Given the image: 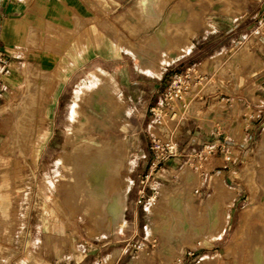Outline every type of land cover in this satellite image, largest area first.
I'll use <instances>...</instances> for the list:
<instances>
[{"label": "rangeland", "instance_id": "374dc122", "mask_svg": "<svg viewBox=\"0 0 264 264\" xmlns=\"http://www.w3.org/2000/svg\"><path fill=\"white\" fill-rule=\"evenodd\" d=\"M143 2L124 1L134 22L138 14L146 26H151L155 19L147 20L150 12L159 16L163 9H168L166 12L172 13L169 21L163 16L158 24L166 27L157 25L149 33L160 29L157 34L161 32L166 36L171 30L182 34L189 28L195 35L191 38V52L171 62L162 63L160 60L165 58L161 52L145 47L144 64L151 69H142L151 73L137 68L138 61L136 70L145 75V83H138L140 90L130 88L128 94H122L115 82L117 92L122 94L119 107L108 108L104 101L97 100L88 104L91 97L87 96L81 123L73 126L69 108L74 92L91 78L79 83L72 92L66 89L55 111L44 109L45 96L30 85L14 90L12 97L0 105V264H57L58 257L71 264L80 256H83L82 264L102 260V264H107L106 255L127 239L138 238L146 223L156 227L158 232L150 229L148 237L155 234L156 243L147 248L142 264L152 259H156L157 264H171L178 253L188 248L194 254L186 256L183 264H264V257L259 260L257 256L258 248L264 252V1L147 0L146 11ZM144 12L146 16L142 15ZM149 33L144 34L143 42L149 43L156 37L147 36ZM238 40H241L239 45ZM239 53L245 62L240 61ZM250 54L255 56L254 60H250ZM210 56L213 62L221 58L227 61L224 70L238 60L244 66L251 63L252 72L258 74L257 79L241 75L237 81L245 90L240 97L242 104L234 110L237 118L229 116L223 120V125L220 120L230 111L223 112L209 95L202 109L198 108V113L207 109V120L212 119V115L215 117L210 120L212 127L207 131L184 117L176 122L164 121V125L156 126L155 132L177 142L178 153L173 157L180 163L164 174L167 159L161 168L149 171L150 106L167 86L172 73L195 63L200 69L198 62ZM202 65H206V60ZM224 70L219 73L224 74ZM235 70L234 67L237 73ZM99 77L111 84L107 75ZM217 82L214 74L209 76L212 89ZM154 83L158 91L151 93ZM228 83L232 87V81ZM100 99L106 100L105 97ZM27 137L32 138L31 142L25 141ZM210 143L218 146L206 159L193 157ZM110 144L120 145L124 150L117 175L119 188L125 192L130 185L123 216V227L127 230L124 229L123 234L113 230L115 222L108 214L115 195L112 194L105 205V201L88 188L92 187L88 183L91 180L101 190L106 172L94 173L98 167L95 158H85L77 165L76 154H73L81 148L80 151L96 148L108 155ZM66 150L71 153L68 157ZM143 153L145 157L140 158ZM60 155L64 160L66 157L64 162ZM186 167L203 185L183 186L179 174ZM216 178L222 179L223 185L226 183L232 189L225 186L229 192L235 194L234 199L227 195L229 200L220 210L208 206ZM176 191L182 194V200L172 197ZM162 194L171 197L167 204ZM214 197L217 205L219 201ZM173 204H181V210H176ZM156 210L158 213L154 214ZM143 217L146 221L141 222ZM244 225L245 231L236 239ZM218 226L221 227L219 238H203L204 234L215 232ZM126 259L127 255L116 264ZM108 262L115 264V258Z\"/></svg>", "mask_w": 264, "mask_h": 264}, {"label": "crops", "instance_id": "0c3cea01", "mask_svg": "<svg viewBox=\"0 0 264 264\" xmlns=\"http://www.w3.org/2000/svg\"><path fill=\"white\" fill-rule=\"evenodd\" d=\"M124 1L0 0V105H3L12 97L14 90H18L23 85H30V87H35L36 90L40 91V94L45 96L44 109L55 111L66 89H70L72 92L79 83L91 78L88 84H82L75 90L72 102L77 98L78 91L85 90L87 95L91 97L88 104L97 100L99 102L104 101L103 103L108 108H117L122 102V94H128L130 88L140 90L138 83H145V75L136 70V63L139 61L137 68L143 72L151 73V71L142 69H151V67H148L149 65L144 64L146 63L143 55L145 47L148 46L161 52L165 58L164 61L160 60L162 63L171 62L174 58L191 52V38L195 35V32L190 31L189 28L184 30L182 34L171 30L168 32L169 34L166 33V36H164L160 32V37L157 34L160 29L149 33L157 27L163 16H167L166 19L168 16H172L170 11L169 13L166 12L168 9H163L159 16L155 12H150L147 20L155 19L154 22L156 23L153 22L151 26H146L138 14L134 17L135 22L130 19ZM163 6L162 4L161 8ZM142 7L146 11L147 0H144ZM142 15L146 16L145 12ZM158 27L166 26L158 25ZM147 32L149 33L147 36H156L151 38L149 43L143 42L144 34ZM168 39H172L176 44L174 42V44L169 43ZM178 40H181V43ZM187 49L189 51L185 53ZM163 51L166 53H163ZM254 59L255 56L251 55L250 60ZM205 60L206 65L203 67L202 64ZM205 60L198 62L200 66L198 70L208 76L214 74L218 82L213 89L211 88L212 84L208 83L201 90L206 97L204 100L197 99L194 105L191 104L190 114L192 116H190V120L199 123L200 127L205 128L204 131H207L212 127L210 120L215 117L212 115L213 118L207 120L205 114L207 109L205 108L203 113H198V108L201 107L202 109L207 96L210 95L211 100L215 99L216 103L223 108V112L230 111L227 116H223L220 120L225 125L223 121L225 118H229V116L237 118L234 110L242 104L240 97L245 90L237 83L239 77L243 75L254 80L257 79L258 74L252 72L251 63L245 66L241 64V62H245L241 56L240 63H238V60L233 61L232 66L227 65L229 68L226 70H224V66L227 61L222 60V58L213 62V56H210ZM147 63L151 64L152 62ZM213 64L218 65L214 67ZM234 67L237 73L233 71ZM247 68L248 70H246ZM222 69L225 71L224 74L219 73ZM99 75H107L111 84L102 81ZM229 80L232 81V87L228 83ZM115 82L122 94L117 92ZM151 83L153 84V82ZM154 84L150 88L151 93L157 89V84ZM222 95H228L231 104L218 99V96ZM101 97H105L106 100H101ZM31 140L32 138L29 137L25 139L27 142H31ZM143 157H145V153L140 156V158ZM179 161L176 157L169 158L165 168H163V173L165 174L166 170L176 169L180 163ZM220 180L222 179L216 178L213 180L212 193L209 195L211 199L208 204L209 209L217 208L220 210L225 205L224 199L223 205L220 202L216 205L215 200L212 199L213 194H215V183H218L217 186L219 187ZM129 188L130 185H128V192ZM222 195L224 197V193ZM144 221L146 220L143 217L141 222ZM124 229L127 230L123 227L122 234ZM105 236L107 235H102V237ZM117 251L118 249H114L112 253L106 255L107 264L113 263L108 261L114 257ZM64 255L62 253V256ZM59 260L63 262L62 264L69 263L58 257L57 264H60ZM74 261L71 264H82L83 256ZM156 261V259H152L147 264H157Z\"/></svg>", "mask_w": 264, "mask_h": 264}, {"label": "built area", "instance_id": "2783aa9c", "mask_svg": "<svg viewBox=\"0 0 264 264\" xmlns=\"http://www.w3.org/2000/svg\"><path fill=\"white\" fill-rule=\"evenodd\" d=\"M243 39H245V37H243ZM237 44H241V40H238ZM208 80L209 76L201 73L197 69L196 64L187 66L184 70L171 74L167 86L161 90L156 102L150 106L151 119L147 123V131L151 136L150 147L152 149V155L148 166L149 171L161 168L165 160L178 153L177 142L174 139L160 137L155 132L156 126L164 125V121L176 122L181 119V117L190 119L188 115L190 113L191 104L193 103L194 105L197 99H205V93L201 92V90L208 84ZM221 100H224L227 104H231L228 95H222ZM217 146V143H210L208 148L204 147L199 152H196L193 157L197 156L198 159H206L207 155L214 152ZM226 158L228 159L229 156H226ZM145 176H148V173H146ZM140 196H142V194ZM138 200L140 201L141 199L139 198ZM150 200L151 198L149 201ZM150 229V225L147 223L144 224L138 238L127 239L123 245L119 246L118 252L114 257L115 264L125 255H127V259L122 264H140L144 253L148 251L147 248L153 247L156 243L155 234L151 236V238L148 237L152 232ZM193 254L194 251L188 248L178 253L173 258L171 264H183L185 257ZM202 258L203 257H201V259ZM102 263L103 260L101 262L95 261L93 264Z\"/></svg>", "mask_w": 264, "mask_h": 264}, {"label": "bare ground", "instance_id": "6f19581e", "mask_svg": "<svg viewBox=\"0 0 264 264\" xmlns=\"http://www.w3.org/2000/svg\"><path fill=\"white\" fill-rule=\"evenodd\" d=\"M154 23H156V22H154ZM188 51L189 50L187 49L185 51V53H187ZM78 92H77V95H78L77 98L75 97L76 99L74 100V102H72V105H71L73 126H75V123H77V124L81 123V118H82L83 111H84L82 105L84 103H86L87 96H88L87 95V91H85V90H81V92H79V93ZM108 102H110V101H108ZM72 132H73V129L71 130L70 133H72ZM109 146L110 147H108V155H106L107 152H105L104 155H103V151H101L100 149H96V148H89L87 151H80L82 149L81 148L79 151L77 150L78 152L76 151L73 154H76V159H77V163H78L77 165H79L81 162H83V160L85 158H87V159L95 158L96 160H98L97 161L98 162V167H96V169L94 170V173L96 172L97 175H98L102 171H105L106 172L105 181L102 184L101 190L99 189V187L97 186V184L96 183H93L91 180L88 183H90L89 185H91L92 187L88 186V188H90L89 190L97 198H100V199L104 200L105 201V203H104L105 205L112 198V194L115 195V198H112L114 200V204L110 208V211H108V214H109L110 218L115 222L114 228L112 227L113 230H115V231L120 230L121 231V228H122L123 223L125 221V218L123 216H124V211L127 208L126 200H127V192H128V190H125V192H124V190L122 191L119 188V184H118V181H117V175H118V171H119L118 168H119V166H121V164L123 162V157H124L123 156V152H124V150H123L122 146H120V145L111 146V144H110ZM70 154H69L68 150H66L65 156L68 157V155H70ZM60 157H61V159H60L61 162H64L66 160V157H65V160H64V157L62 158L61 155H60ZM60 160H59V162H60ZM74 160H75V155H74ZM81 170H82V168H81ZM90 173H91V171H90ZM88 174H86V175H88ZM179 176H180L181 181L183 182V186L184 185L185 186H188V185H190V186L196 185L197 186L198 185V187H199L202 184V182L197 181L196 175L193 174V172L189 169V167H186L183 171H181V173L179 174ZM86 178H87V176H86ZM80 179H82V178H80ZM88 180H89V178H88ZM85 181L86 180H84L83 182H85ZM216 182H218V181H216ZM219 184L220 185L218 187L217 186L218 183H215V186H214L215 187L214 188V193L215 194H213L215 196L214 199H216L217 201H219L222 205H223V199H224V201H225L224 204H227V201L229 200L227 198V195L229 194L230 196L233 197V199L235 198V195L233 193H230L229 192V190L227 188H229L230 191H232V190H231V188L229 186L226 185V183H224V185H223V180H220V183ZM179 190H180V188H179ZM184 191H185V188H184ZM181 192H182V190H181ZM222 193H224V197L225 198L223 197ZM180 194L181 193H179V191L178 192L176 191L174 195L172 194V197H174V198L175 197L176 198H180L182 200L183 198H181ZM182 194H183V192H182ZM225 194H226V196H225ZM165 195H167V194L165 193ZM165 195L162 194L161 197L165 201V204H167L169 202V200H170L171 197L170 196H165ZM94 199H95V197H94ZM154 200L155 199H152V202ZM96 202H99V201H96ZM173 207L176 210H181V204H173ZM106 212H107V210H106ZM154 212H155L154 214H156V212L158 213L157 210L154 211ZM151 229H152V231L154 233H155V231L158 232V230L156 229V227H154L153 225H152ZM220 229H221V227L218 226V228H216V231L215 232H210V233L204 234L203 238H206V239H209V240L210 239H215V238L217 239V238H219L221 236ZM245 229H246V226L245 225L244 226H241V228L237 232L236 239H238L240 237L241 233L244 232ZM257 256H258V259L259 260H261V258L264 257V252H262L261 248H258V250H257ZM114 257H115V255H114ZM114 257L110 258L109 261H113L114 260ZM256 261H258V260L256 259Z\"/></svg>", "mask_w": 264, "mask_h": 264}]
</instances>
